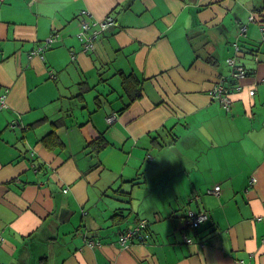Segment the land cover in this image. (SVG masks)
Returning a JSON list of instances; mask_svg holds the SVG:
<instances>
[{"label": "crops", "instance_id": "1", "mask_svg": "<svg viewBox=\"0 0 264 264\" xmlns=\"http://www.w3.org/2000/svg\"><path fill=\"white\" fill-rule=\"evenodd\" d=\"M83 11L117 23L90 54ZM259 13L264 0H0V264H264ZM221 83L229 110L210 95ZM189 211L209 219L188 228ZM142 221L146 239L122 246Z\"/></svg>", "mask_w": 264, "mask_h": 264}, {"label": "built area", "instance_id": "2", "mask_svg": "<svg viewBox=\"0 0 264 264\" xmlns=\"http://www.w3.org/2000/svg\"><path fill=\"white\" fill-rule=\"evenodd\" d=\"M33 2H36L38 0H32ZM82 15L84 16H89L91 17V15L87 12V11H83L81 12ZM255 20L254 17H251V21ZM116 25V21L114 20L113 17H107L105 20L100 21V22H94L93 23V28L94 30V34L95 37L98 36L100 33L105 32L107 30H109L110 28H112L113 26ZM90 25L88 23H84L83 24V29L84 30H89L90 29ZM264 31V29H262ZM243 33H246L247 28L243 27L242 28ZM57 35H54L53 38H51V42L52 40L57 39ZM80 38L82 40H86L89 39V42L86 45V49H93L94 45L92 43L93 39L92 37H89L87 35H85L84 33L80 34ZM49 41V42H50ZM229 64L233 67V72H232V76L236 79V80H241L244 79L247 76V70L243 67V66H238L236 65L235 59H232L229 61ZM240 87H238L239 89ZM8 90H6L5 94L0 96V108L5 107V100L8 94ZM210 95L219 98L223 103L225 108H227L228 110L231 107L232 104V99L229 96V92L228 90L224 87L223 83L218 84L215 86V88L213 90L210 91ZM250 95L253 96L255 95V91H250ZM109 123H113L116 120V115H112L111 117H109L108 119ZM209 194H213L216 196H219L221 193V187L220 186H216L213 190H209L208 191ZM209 219V215L207 212H203V213H194L192 211L189 212L188 214V218L186 219V226L192 229H197L198 227H200L202 224H204L205 222H207ZM148 224L146 221H142L136 228L128 230L127 232H125L123 235H121L120 237V244L122 246H126V244L128 243V241L133 240L135 238H138L140 240H145L146 239V233L145 230L147 229ZM187 242L188 243H192V239H188L187 238ZM97 244H99V242H95L92 241L89 243V245L91 247L96 246ZM235 264H245V262L243 260L241 261H237Z\"/></svg>", "mask_w": 264, "mask_h": 264}, {"label": "trees", "instance_id": "3", "mask_svg": "<svg viewBox=\"0 0 264 264\" xmlns=\"http://www.w3.org/2000/svg\"><path fill=\"white\" fill-rule=\"evenodd\" d=\"M80 17H79V25H80V33H79V35H78V37H79V39H80V41H81V44H82V52H84V53H87V54H90V53H93V52H95L96 51V45H97V43L100 41V39H101V37L103 36V34H105L106 32H108V31H110V30H108V31H106V32H102V33H100L98 36H96L95 37V34H94V28H93V23H94V21H92V22H90L89 20H87L88 18L87 17H89V16H84V15H82L81 13H80V15H79ZM256 19V18H255ZM88 23L91 27H90V29L89 30H84L83 29V24L84 23ZM259 25L261 26V31H262V33H263V43H264V31L262 30V29H264V15L262 14V13H259ZM85 34V35H87V36H89V37H92V39H93V41H92V43H93V45H94V47H93V49L91 50V49H89V50H87L86 49V45H87V43L89 42V39H86V40H82L81 38H80V34ZM57 36H58V34H56ZM59 37V36H58ZM57 37V38H58ZM238 49H239V47H238ZM209 61H211V58H210V60ZM217 63H218V61H217ZM240 64V63H239ZM236 65H238V64H236ZM238 66H243L242 64H240V65H238ZM246 70H247V68L245 67V66H243ZM120 75H121V77H122V89H123V91H124V93L125 94H127L128 95V97H129V99H130V103H133V102H135V101H137V100H139V99H141V97L143 96V87H142V80L141 79H139L136 75H134V74H125V73H123V72H121L120 73ZM247 76H248V73H247ZM246 76V77H247ZM232 79H234L236 82L237 81H239V80H236L233 76H232ZM108 83V81L107 80H103V83ZM227 82V81H226ZM234 82V81H233ZM231 84H233V83H231ZM108 85V84H107ZM85 87H87V86H85ZM109 87L111 88H113V86H110L109 85ZM224 87L226 88V86H225V84H224ZM83 89H84V87H83ZM227 89V88H226ZM228 90V89H227ZM229 91V90H228ZM114 115V114H113ZM112 116V115H111ZM111 116H109V117H111ZM108 117V118H109ZM107 118V119H108ZM107 122H108V120H107ZM109 123V122H108ZM109 124H113V123H109ZM51 135H53V134H51ZM51 135H49V137L48 138H50V139H44V142H46L47 144H51V139L53 138V136L51 137ZM91 146L94 148V150L96 151V152H101V151H103L105 148H107L108 146H109V142H108V140L105 138V136L104 137H100V138H98L97 140H95V141H93V143L91 144ZM190 212V211H189ZM189 212H188V214H189ZM193 212V211H192ZM194 213H196V212H194ZM199 213H203V212H199ZM188 214H187V216L185 217V222H186V219L188 218ZM198 214V213H197ZM115 218V217H114ZM113 218V219H114ZM185 225H186V223H185ZM203 225V224H202ZM201 225V226H202ZM189 228V227H188Z\"/></svg>", "mask_w": 264, "mask_h": 264}, {"label": "bare ground", "instance_id": "4", "mask_svg": "<svg viewBox=\"0 0 264 264\" xmlns=\"http://www.w3.org/2000/svg\"><path fill=\"white\" fill-rule=\"evenodd\" d=\"M105 19H106V18H105ZM105 19H104V20H105ZM116 25H117V23H116ZM110 29H111V28H110ZM110 29H109V30H110ZM107 31H108V30H107ZM105 32H106V31H105ZM99 36H100V35H99ZM99 36H98V37H99Z\"/></svg>", "mask_w": 264, "mask_h": 264}]
</instances>
